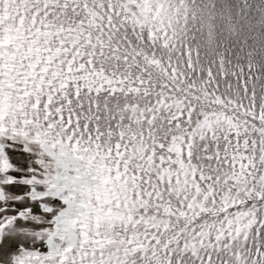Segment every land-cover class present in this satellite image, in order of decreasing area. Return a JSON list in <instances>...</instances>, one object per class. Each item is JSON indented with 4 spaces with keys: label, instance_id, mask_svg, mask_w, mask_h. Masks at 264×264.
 <instances>
[{
    "label": "snow or ice",
    "instance_id": "snow-or-ice-1",
    "mask_svg": "<svg viewBox=\"0 0 264 264\" xmlns=\"http://www.w3.org/2000/svg\"><path fill=\"white\" fill-rule=\"evenodd\" d=\"M0 264H264V0H0Z\"/></svg>",
    "mask_w": 264,
    "mask_h": 264
}]
</instances>
